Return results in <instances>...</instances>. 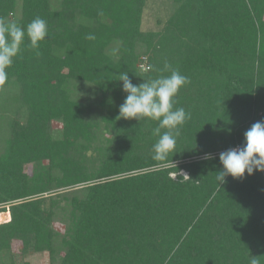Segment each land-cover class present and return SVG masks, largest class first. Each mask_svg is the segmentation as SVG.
<instances>
[{
    "label": "trees",
    "instance_id": "1",
    "mask_svg": "<svg viewBox=\"0 0 264 264\" xmlns=\"http://www.w3.org/2000/svg\"><path fill=\"white\" fill-rule=\"evenodd\" d=\"M150 1L0 0V18L49 32L0 86V264H264V172L216 180L264 121V0H162L144 30ZM171 70L190 118L156 161L157 122L117 119L118 79Z\"/></svg>",
    "mask_w": 264,
    "mask_h": 264
},
{
    "label": "clouds",
    "instance_id": "2",
    "mask_svg": "<svg viewBox=\"0 0 264 264\" xmlns=\"http://www.w3.org/2000/svg\"><path fill=\"white\" fill-rule=\"evenodd\" d=\"M48 36L47 22L41 17H35L26 26L0 18V86L8 81L9 69L21 57L25 38L29 47L39 54L40 44ZM86 39L94 40L95 36L89 34ZM168 69L169 65L165 64L162 71ZM118 81L122 82L125 99L117 119L157 122L153 134L159 139L153 145L152 158L156 161L167 159L175 148L181 128L190 118L183 107H174L179 91L190 83L189 78L178 70H171L170 75L143 80L140 84H133L127 73H122ZM228 131L230 134L231 130ZM205 158L212 157L209 154ZM219 162L222 166L216 173L219 185L226 183L227 177L242 180L245 174L252 176L255 172H264V121L254 123L244 133L241 147L221 152ZM250 264H257V259L250 258Z\"/></svg>",
    "mask_w": 264,
    "mask_h": 264
},
{
    "label": "rangeland",
    "instance_id": "3",
    "mask_svg": "<svg viewBox=\"0 0 264 264\" xmlns=\"http://www.w3.org/2000/svg\"><path fill=\"white\" fill-rule=\"evenodd\" d=\"M167 3L162 0H151L148 3V6L144 12V19L142 25L144 30L155 29L158 19L167 18L168 9L170 8L169 4ZM258 10L263 11L264 13V7H258ZM142 68L144 70L148 69L146 65H142ZM83 92H85L86 94L88 93V90H84ZM88 96L90 97V94ZM182 175L184 177H188L186 172H183ZM173 177H175V175H173ZM8 221H10V214L0 213V224L6 223ZM57 227L59 229H63V226L61 224H57ZM18 248L19 245L15 246L14 249L16 252L18 251ZM29 260L32 262V264H51L49 255L47 253L33 255L30 257Z\"/></svg>",
    "mask_w": 264,
    "mask_h": 264
}]
</instances>
